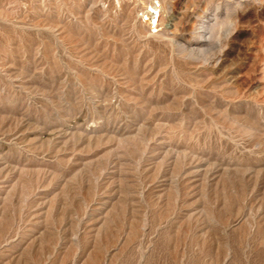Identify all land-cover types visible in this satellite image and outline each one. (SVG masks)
Returning a JSON list of instances; mask_svg holds the SVG:
<instances>
[{
	"label": "rangeland",
	"instance_id": "374dc122",
	"mask_svg": "<svg viewBox=\"0 0 264 264\" xmlns=\"http://www.w3.org/2000/svg\"><path fill=\"white\" fill-rule=\"evenodd\" d=\"M0 264H264V0H0Z\"/></svg>",
	"mask_w": 264,
	"mask_h": 264
},
{
	"label": "built area",
	"instance_id": "2783aa9c",
	"mask_svg": "<svg viewBox=\"0 0 264 264\" xmlns=\"http://www.w3.org/2000/svg\"><path fill=\"white\" fill-rule=\"evenodd\" d=\"M160 13L159 2L154 1L150 2L149 6L142 11L143 19L150 26L155 27L154 25L157 22Z\"/></svg>",
	"mask_w": 264,
	"mask_h": 264
},
{
	"label": "bare ground",
	"instance_id": "6f19581e",
	"mask_svg": "<svg viewBox=\"0 0 264 264\" xmlns=\"http://www.w3.org/2000/svg\"><path fill=\"white\" fill-rule=\"evenodd\" d=\"M150 4V3H149ZM149 4L147 5V7L149 6ZM160 5V4H159ZM146 7V8H147ZM160 9H161V6H160ZM160 14V13H159ZM158 19H159V17H158ZM158 19H157V22H156V24L154 25V26H157L158 25ZM147 25V27H149L150 29L153 27V26H150L149 24H146Z\"/></svg>",
	"mask_w": 264,
	"mask_h": 264
}]
</instances>
